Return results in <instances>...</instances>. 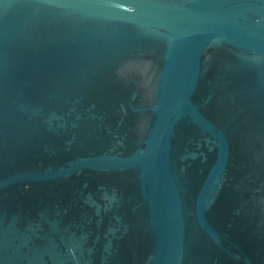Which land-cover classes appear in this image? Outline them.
I'll return each instance as SVG.
<instances>
[{
    "label": "water",
    "instance_id": "95a60500",
    "mask_svg": "<svg viewBox=\"0 0 264 264\" xmlns=\"http://www.w3.org/2000/svg\"><path fill=\"white\" fill-rule=\"evenodd\" d=\"M0 264H264V0H0Z\"/></svg>",
    "mask_w": 264,
    "mask_h": 264
}]
</instances>
